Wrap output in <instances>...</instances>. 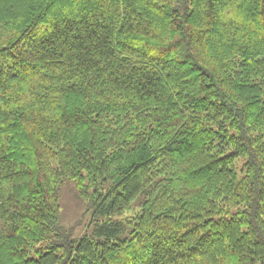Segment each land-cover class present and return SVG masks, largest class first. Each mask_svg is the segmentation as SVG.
Segmentation results:
<instances>
[{
    "label": "trees",
    "instance_id": "1",
    "mask_svg": "<svg viewBox=\"0 0 264 264\" xmlns=\"http://www.w3.org/2000/svg\"><path fill=\"white\" fill-rule=\"evenodd\" d=\"M0 264H264V0H0Z\"/></svg>",
    "mask_w": 264,
    "mask_h": 264
},
{
    "label": "rangeland",
    "instance_id": "2",
    "mask_svg": "<svg viewBox=\"0 0 264 264\" xmlns=\"http://www.w3.org/2000/svg\"><path fill=\"white\" fill-rule=\"evenodd\" d=\"M138 203H135L131 212L125 213L126 217L134 215L137 211ZM60 223L64 227H71L77 222L83 226L75 230V236L80 237L85 234V225L89 221L91 213H87L85 201L78 196V192L73 181H65L59 193ZM85 215V217H84Z\"/></svg>",
    "mask_w": 264,
    "mask_h": 264
}]
</instances>
